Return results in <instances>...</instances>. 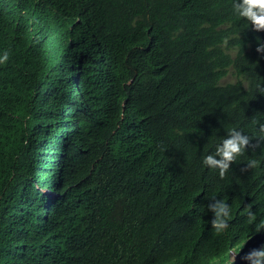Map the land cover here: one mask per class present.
Returning <instances> with one entry per match:
<instances>
[{
    "label": "trees",
    "instance_id": "16d2710c",
    "mask_svg": "<svg viewBox=\"0 0 264 264\" xmlns=\"http://www.w3.org/2000/svg\"><path fill=\"white\" fill-rule=\"evenodd\" d=\"M233 3L0 0V264H248L264 30ZM233 128L259 145L221 178L203 159Z\"/></svg>",
    "mask_w": 264,
    "mask_h": 264
},
{
    "label": "clouds",
    "instance_id": "9594fccd",
    "mask_svg": "<svg viewBox=\"0 0 264 264\" xmlns=\"http://www.w3.org/2000/svg\"><path fill=\"white\" fill-rule=\"evenodd\" d=\"M233 9L239 17L245 18L253 26L254 30H264V0H234ZM258 53L264 52V43H259L256 48ZM9 60V53L5 51L0 57V64H4ZM259 139L264 140V124L259 125ZM259 140L256 144L252 143V138L236 129H230L228 135L222 142L216 146L214 154L204 157L203 163L212 169H218L221 178H224L230 166L236 161L237 157L249 153V148L258 147ZM258 161L250 160L245 169L256 167ZM209 210L213 213L211 227L217 233L225 231L229 227L228 221L231 219L230 206L223 200L213 199L208 205ZM250 221L255 220V215L248 213ZM264 228V222L258 226V229ZM241 250L240 245L229 250L220 259L224 264H234L236 255ZM248 264H264V246L259 249H251L242 257Z\"/></svg>",
    "mask_w": 264,
    "mask_h": 264
}]
</instances>
